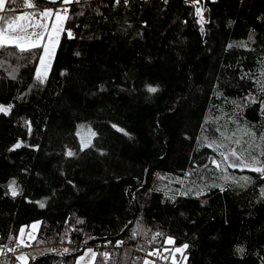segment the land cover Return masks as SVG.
<instances>
[{
  "label": "trees",
  "instance_id": "1",
  "mask_svg": "<svg viewBox=\"0 0 264 264\" xmlns=\"http://www.w3.org/2000/svg\"><path fill=\"white\" fill-rule=\"evenodd\" d=\"M27 3L50 6L5 7ZM202 7L198 24L189 0H72L43 82L39 48L0 49V250L34 223V248L71 243L13 261L142 264L170 238L184 264H264V173L221 155L264 167V0Z\"/></svg>",
  "mask_w": 264,
  "mask_h": 264
},
{
  "label": "rangeland",
  "instance_id": "2",
  "mask_svg": "<svg viewBox=\"0 0 264 264\" xmlns=\"http://www.w3.org/2000/svg\"><path fill=\"white\" fill-rule=\"evenodd\" d=\"M72 1V0H71ZM71 2L66 3L65 0H63L59 5L57 6H47V7H41L36 10L35 9V4L34 6L29 8L26 7L22 11H9L5 7V0H4V8L3 10H0V17L3 19L0 20V25H4L5 22H11L12 26L14 27H19V25L23 24L26 27V32H18V33H12L11 30L9 29V36L12 35H19L21 37H25L27 34H30L32 32L44 33V37L41 40V47L39 48L40 51V61L41 58H43L44 63L41 64L40 61L38 64V67L36 69V76L37 72L39 70L40 73V80H45L48 76V73L50 71V68L52 66V61L55 56V52L57 50L59 41L61 36L63 35L64 32V26H65V20L67 17V11H68V5ZM66 10V11H65ZM45 11H51L53 13L52 16L50 17H44L42 13ZM59 13L64 19L57 20L56 19V14ZM31 17V19H25V20H16L15 18L17 17ZM40 24L43 25L42 28L40 27H35V25ZM66 34H70V32H66ZM49 36L51 37V42H49ZM32 39H35V37H32ZM20 43H26L27 41L25 39H21L19 41ZM14 46V45H13ZM48 48V54L45 55L44 53V48ZM76 135L80 144V148L84 149L89 147L92 144L93 137H94V130L91 129V127L86 126V125H80L77 130H76ZM223 138V139H222ZM221 141L222 143L220 144V147L225 148V151L228 153L230 152L232 148V144L237 143V139L235 136L233 137H228L227 135L221 136ZM228 160L225 161L226 166L225 168L228 167V164L234 163L236 165H239L238 167L241 168V161L238 160L235 156L229 155ZM39 224L34 223L31 224L28 228H23L21 230L20 235H19V243L23 244L24 242H30L34 236L35 233L38 229ZM169 238L165 239L166 240V245L162 251H155L153 253H158V255H151L148 253L146 257L143 259L142 264H184V250L185 248L183 246H173V243L169 244L167 243ZM173 241V240H172ZM26 245V244H25ZM48 247V246H47ZM183 249L182 252H177L175 251L176 249ZM45 250H48L45 247ZM38 251H42L38 250ZM35 252V251H31ZM29 252V254H32ZM95 252L92 249H87L82 256L75 262V264H90L94 260ZM20 255H24L20 254ZM22 261H25V256H21ZM17 259V258H16ZM156 259V260H154ZM0 264H7L3 260L0 261ZM11 264H18V262L13 261Z\"/></svg>",
  "mask_w": 264,
  "mask_h": 264
},
{
  "label": "snow or ice",
  "instance_id": "3",
  "mask_svg": "<svg viewBox=\"0 0 264 264\" xmlns=\"http://www.w3.org/2000/svg\"><path fill=\"white\" fill-rule=\"evenodd\" d=\"M66 3L68 2H71V0H65ZM117 3L120 2V0H116ZM125 3H127V0H125ZM26 7H33L34 5L32 3H27L25 5ZM4 8V0H0V10H3ZM66 11V10H65ZM42 15L44 17H50L53 15V13L51 11H45L44 13H42ZM3 18L0 17V20H2ZM16 20H25V19H31V17H25V16H21V17H17L15 18ZM56 19L57 20H61V19H64V17H62L59 13L56 14ZM35 27H40L42 28L43 25H40V24H37L35 25ZM9 29L11 30L12 33H18V32H26V27L21 24L19 25V27H14L12 26V23L11 22H5L4 25H0V49L4 48L5 46H15L20 52H24V51H28L30 49H34V48H38V47H41V40L43 39L44 37V33L43 32H40V33H36V32H32L30 34H27L25 37H21L19 36L18 34L17 35H12V36H9L8 33H9ZM71 35V34H69ZM32 37H35V39H32ZM21 39H25L27 42L26 43H20L19 41ZM49 42H51V37L49 36ZM44 53L45 55L48 54V48L45 47L44 48ZM10 55H14V53H10ZM41 64L44 63V60L43 58H41ZM37 79H40V73H39V70L37 72ZM41 82H43L41 80ZM149 91L151 92H155L156 89L155 88H150ZM9 109L7 108H3V107H0V111H3L5 113H7ZM16 147H19V145H16ZM69 155H72V153H68ZM221 155L224 157V160L227 161L228 160V156L224 155L223 153H221ZM232 156H235L238 160L241 161V165H243V167H248L249 170L251 171H256V172H260V173H264V167H250L249 165H247L243 159L239 156H237L236 152L233 151L231 153ZM214 164H216L217 167H219V164L216 163V161H213ZM239 165H236L234 163H230L228 164V167H238ZM15 182L13 181V184ZM12 195L15 196L17 195V191L15 190V188L12 189ZM43 206V205H41ZM157 236H159L160 234L157 233L156 234ZM167 243L171 244L173 243V241L169 238ZM187 245H184V248H186ZM14 251V249H13ZM67 251V250H65ZM175 251L177 252H182L183 249H176ZM242 251V250H240ZM151 255H158V253H150ZM93 255H95L93 253ZM106 258H107V254H105ZM20 259H23V258H20Z\"/></svg>",
  "mask_w": 264,
  "mask_h": 264
},
{
  "label": "built area",
  "instance_id": "4",
  "mask_svg": "<svg viewBox=\"0 0 264 264\" xmlns=\"http://www.w3.org/2000/svg\"><path fill=\"white\" fill-rule=\"evenodd\" d=\"M192 3V8H193V12L197 14L195 21L199 24V22L204 18V12H203V7H202V3L204 2V0H189ZM210 2H215L216 0H208ZM24 249H14V251H1L0 250V261L2 260H7L8 264H11V262L13 261L12 259H14L16 256H20V254L23 253H29L31 251H35V250H39V249H43L45 250V247L42 248H34L33 246H31L30 243H26V245H24ZM71 247V243L68 240H63L60 244L58 245H51L46 247L49 251L54 252L56 250H59L61 252H65V250H68Z\"/></svg>",
  "mask_w": 264,
  "mask_h": 264
},
{
  "label": "water",
  "instance_id": "5",
  "mask_svg": "<svg viewBox=\"0 0 264 264\" xmlns=\"http://www.w3.org/2000/svg\"><path fill=\"white\" fill-rule=\"evenodd\" d=\"M43 2L47 3L50 6H57L59 5L63 0H42Z\"/></svg>",
  "mask_w": 264,
  "mask_h": 264
}]
</instances>
